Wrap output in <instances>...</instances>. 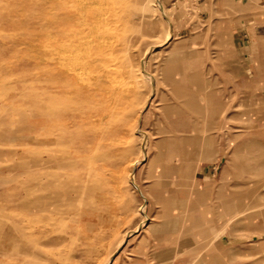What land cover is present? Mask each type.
Segmentation results:
<instances>
[{
	"label": "rangeland",
	"instance_id": "374dc122",
	"mask_svg": "<svg viewBox=\"0 0 264 264\" xmlns=\"http://www.w3.org/2000/svg\"><path fill=\"white\" fill-rule=\"evenodd\" d=\"M55 2L0 0V264H137L131 247L162 234L170 214L141 178L176 155L187 198L182 128L211 95L225 176L209 235L187 207L176 215L203 247L182 264H264L258 66L244 83L228 29L264 19V0ZM54 12L69 31L61 77ZM220 231L231 242L217 249Z\"/></svg>",
	"mask_w": 264,
	"mask_h": 264
},
{
	"label": "crops",
	"instance_id": "0c3cea01",
	"mask_svg": "<svg viewBox=\"0 0 264 264\" xmlns=\"http://www.w3.org/2000/svg\"><path fill=\"white\" fill-rule=\"evenodd\" d=\"M228 29L232 54L236 60L240 61L243 70H247L244 73V83L248 85L251 82L250 68L258 66V70L254 71L258 85H260L258 98L260 117H262L264 126V19L255 14L239 16L229 21ZM206 91L207 89L204 90V92ZM204 95L205 100L209 98L208 92ZM211 103L210 107L209 103L206 105V103L200 102L195 112L188 116L187 126L182 128L185 133L183 140L188 141L184 152L188 166L187 198L184 193H181L185 190L178 186L176 155L169 154L167 162L161 163L160 169L157 171L147 168L144 177L141 178V180H145V176L148 177L147 186L153 188V194L161 196L163 208L169 209L170 214L158 223V225H163L162 234L155 237L148 236V245L145 244L146 236L145 242L140 239L137 244L131 247V258L137 264H182L181 257L193 258L203 253L201 240L198 237H193L192 233L182 234L181 227L175 228L174 224H178L176 215H179L180 208L187 207L189 212L193 213V224L199 226L200 233L205 236L212 232L211 227L205 223H208L213 217L212 214L217 212L215 207L218 206V203L212 201V198L216 190L219 193L221 189L216 177L225 176V170L218 169V165L215 164L220 155V150L218 147L216 148L215 143L221 119L219 118V102L214 100L213 95H211ZM209 110H212L211 117ZM215 112L217 118H215ZM166 211L168 212V210ZM213 240L214 247L217 249L224 248L226 243L231 242L230 234L221 235V231L212 238ZM190 259L188 258V261Z\"/></svg>",
	"mask_w": 264,
	"mask_h": 264
},
{
	"label": "bare ground",
	"instance_id": "6f19581e",
	"mask_svg": "<svg viewBox=\"0 0 264 264\" xmlns=\"http://www.w3.org/2000/svg\"><path fill=\"white\" fill-rule=\"evenodd\" d=\"M54 1V5H56V2H55V0H53ZM52 7V6H51ZM50 7V8H51ZM55 7H57V6H55ZM84 7V6H83ZM51 10V9H50ZM91 11H93L92 9H91ZM53 23H54V26H55V30H54V34H53V41L55 42V44H56V52H55V56H54V58H56V65H54V66H56V74H58V75H56L57 77L59 76V77H61V75H62V73L65 71L64 70V68H63V61H64V58H63V55H62V53L60 52V40L61 39H63V38H68V36H69V31L67 30V29H65V30H62L61 29V26H59V19H58V13L57 12H54V15H53ZM52 23V24H53ZM108 25V24H107ZM53 27V26H52ZM107 28V27H106ZM111 28V27H110ZM113 30H115V29H113ZM67 44V43H66ZM66 44H64V45H66ZM82 45V44H81ZM69 57V56H68ZM92 58V57H91ZM90 58V59H91ZM85 59V58H84ZM68 60V59H67ZM68 62H70L69 60H68ZM82 62V61H81ZM86 62H87V60H86ZM68 64V63H67ZM68 66V65H67ZM70 66V65H69ZM67 70H70V67H67ZM66 72V71H65ZM70 73V72H69ZM63 74H66V73H63ZM68 76V75H67ZM66 78V77H65ZM68 78V77H67ZM60 80V79H59ZM71 80V79H70ZM64 81V80H63ZM62 81V82H63ZM74 81V80H73ZM61 82V81H60ZM61 82V83H62ZM64 83V82H63ZM73 83V82H72ZM59 84V83H58ZM57 85V84H56ZM60 85H63V84H60ZM57 87V86H56ZM55 87V88H56ZM63 87V86H62ZM57 88H59V87H57ZM65 88V87H64ZM68 88V87H67ZM70 89V88H69ZM72 90V89H71ZM73 93V92H72ZM69 94V93H68ZM137 228V227H136Z\"/></svg>",
	"mask_w": 264,
	"mask_h": 264
}]
</instances>
